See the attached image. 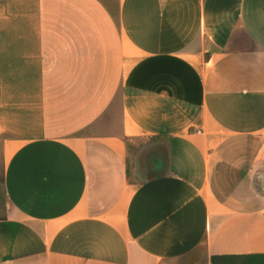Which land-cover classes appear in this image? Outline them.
Masks as SVG:
<instances>
[{
	"label": "crops",
	"instance_id": "1",
	"mask_svg": "<svg viewBox=\"0 0 264 264\" xmlns=\"http://www.w3.org/2000/svg\"><path fill=\"white\" fill-rule=\"evenodd\" d=\"M0 264H264V0H0Z\"/></svg>",
	"mask_w": 264,
	"mask_h": 264
},
{
	"label": "rangeland",
	"instance_id": "2",
	"mask_svg": "<svg viewBox=\"0 0 264 264\" xmlns=\"http://www.w3.org/2000/svg\"><path fill=\"white\" fill-rule=\"evenodd\" d=\"M0 168H1V162H0ZM0 184H1V175H0ZM3 192H1V189H0V213L2 212V208L4 206V200H3Z\"/></svg>",
	"mask_w": 264,
	"mask_h": 264
}]
</instances>
